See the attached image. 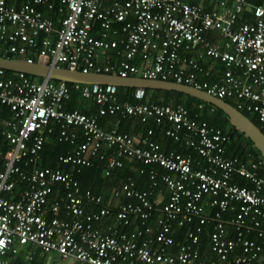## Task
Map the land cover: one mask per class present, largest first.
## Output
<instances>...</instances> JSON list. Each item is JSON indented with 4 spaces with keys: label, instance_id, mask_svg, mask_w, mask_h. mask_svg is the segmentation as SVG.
I'll list each match as a JSON object with an SVG mask.
<instances>
[{
    "label": "built area",
    "instance_id": "1",
    "mask_svg": "<svg viewBox=\"0 0 264 264\" xmlns=\"http://www.w3.org/2000/svg\"><path fill=\"white\" fill-rule=\"evenodd\" d=\"M244 10L252 21H238ZM210 33L219 40H210ZM1 45L28 62L47 57L52 65L82 72L190 85L256 115L264 133V0H218L213 10L185 0L114 1L107 8L102 0H0ZM198 49L222 64L219 80L200 79L199 73L208 72L191 55ZM136 57L140 63L133 62ZM71 84L22 72L7 76L0 68V109L10 112L2 118V135L11 146L8 153L0 151V264H10L27 245L77 264H264V177L258 174L263 161L228 156L229 132L183 105L142 102L144 88L133 89L136 102L130 103L117 99L113 84ZM72 91L97 104L98 114L66 110ZM105 115L166 124V135L198 157L164 151L151 130L135 139L118 125L105 127L98 120ZM54 123L64 140L75 143L71 128L84 138L59 156L61 163L79 171L104 160L111 177L125 161H135L151 166L150 188L137 189L128 176L113 195L131 201L111 205L82 191L72 172L40 167ZM155 166L164 172L159 175ZM235 174L248 185L233 182ZM19 182L26 185L17 191ZM152 198L163 203L154 223ZM227 212L233 216L224 217ZM110 218L113 224L100 226ZM174 223L187 226L182 242L174 239Z\"/></svg>",
    "mask_w": 264,
    "mask_h": 264
},
{
    "label": "trees",
    "instance_id": "2",
    "mask_svg": "<svg viewBox=\"0 0 264 264\" xmlns=\"http://www.w3.org/2000/svg\"><path fill=\"white\" fill-rule=\"evenodd\" d=\"M43 7L39 6V10H42ZM247 13L243 16V19L248 18ZM242 19V20H243ZM56 26H58V23H56ZM2 49L0 52V55L3 53V50L7 48V45H1ZM32 60L36 62L38 60L37 56L32 57ZM5 74L7 76H13L15 72L7 71L5 70ZM68 85H72L71 83H68ZM146 97L142 100V102H153L160 105H183L188 111L191 113V115H197V117L200 120L206 121L208 124L215 128L222 129L224 131L229 132L231 136V143L227 146L226 154L230 157H238L242 162H246L249 160H261L264 162V159L260 156V154L254 149L250 143L243 137L241 133L236 131L233 127L230 126L227 118L222 115L221 111L218 109L213 108L210 105H207L205 103H202L199 100H196L192 97L186 96L184 94L173 92V91H165L166 97L160 98L158 95L161 93L160 90H150L145 89ZM133 89L132 88H125V87H118L117 91V99L120 102L127 101L130 103H135L136 101L133 98ZM158 93V94H157ZM231 105H235L233 101L226 100ZM66 110H79L85 114H91V115H97L98 114V105L94 102H90L84 98H80L78 93L76 91H72L71 94V100L67 101L65 104ZM1 110V117L0 122L2 118H6L10 116V112L6 108H2ZM253 123H255L258 126V120L256 115L243 112ZM129 119L128 116H121V115H105V116H99L98 120L101 125L106 124V122L109 120L111 123L118 122V131L119 132H125L130 133V127L126 125L127 120ZM142 127H144L142 135H146L149 130L152 131V134L150 137L158 142L164 151H175L178 153H181L183 155H192L194 158L197 159L196 152L189 147H186L181 142H175L172 138L166 135V129L167 125H158L154 121L150 120L149 122L142 124ZM155 134H159V136H163L160 140L156 137ZM83 135L80 130V133L78 135V139L75 140V143L72 144L69 141L64 140L60 137V126L59 124L54 123L53 124V132L48 135V139L45 142L43 149L40 153V160L38 162L40 167H49V168H60L64 171H70L73 173L74 178L79 182V185L84 190H91L95 193H102V191L105 189V186L108 185L109 179L114 176L116 170L113 171V174L111 177H108L105 175L106 170V163L104 160H94L91 166L88 167H81L79 171L77 169L72 168L70 165H65L59 161V156L61 155H67L71 153L75 147V144L81 143L83 141ZM11 149V146L8 144V142L5 140V138L2 135V128H0V151L3 153H8ZM129 161L124 162V169H121V174L123 178L125 179L128 176H134L131 174V171H129ZM138 174L137 176H134L136 188L139 190H148L152 184V180L150 179V170L151 166L144 165L138 163ZM202 164H204L202 162ZM120 169V168H119ZM140 169V171H139ZM164 170L160 169L158 170V174H162ZM118 174V173H117ZM258 174L261 177H264V166L258 170ZM116 175V174H115ZM117 178H120L119 175H116ZM233 182H236L239 186H247L248 182L246 179L238 176L235 174ZM17 191L19 189H23L25 187V183H18ZM162 185L161 182H159V187ZM159 187L156 188V191L154 190V193H157ZM54 188H57L54 187ZM62 196V195H61ZM130 202L131 200H127L125 202ZM152 203L154 206V210L152 211L151 217L149 222H155L156 219L161 214V207L163 205L162 201H156L154 198H152ZM99 206L95 204H90L89 208L96 210ZM228 216H233V213L227 212V214H224ZM175 234L174 239L176 242H182L184 240V234L186 231L187 226L177 227L176 223H174ZM130 229V228H129ZM206 235V234H205ZM203 236L204 240H206V236Z\"/></svg>",
    "mask_w": 264,
    "mask_h": 264
},
{
    "label": "water",
    "instance_id": "3",
    "mask_svg": "<svg viewBox=\"0 0 264 264\" xmlns=\"http://www.w3.org/2000/svg\"><path fill=\"white\" fill-rule=\"evenodd\" d=\"M0 68L15 73L22 72L33 77L47 78L65 83L113 84L118 87L132 89L144 88L184 94L220 110L222 115L227 118L230 126L241 133L264 159V133L261 129L243 112L236 109L227 101L190 85L158 79H145L140 77L121 78L111 74L82 72L80 70L52 65L49 63L47 57H40L36 62H28L18 58L16 54L10 51H5L0 55Z\"/></svg>",
    "mask_w": 264,
    "mask_h": 264
},
{
    "label": "crops",
    "instance_id": "4",
    "mask_svg": "<svg viewBox=\"0 0 264 264\" xmlns=\"http://www.w3.org/2000/svg\"><path fill=\"white\" fill-rule=\"evenodd\" d=\"M114 1H120L123 2L124 0H102V8H107L108 6H110ZM188 3L191 4H198L200 6H202L205 10H213L216 9L218 7V0H185ZM248 3L250 4H254V5H258L261 4L263 2V0H246ZM42 11L49 16H52V13L45 7V6H41ZM247 13L248 18L245 17V19H243V16ZM246 15V16H247ZM56 20H58V17H55ZM243 19V20H242ZM253 17L252 14L250 13V11L248 10H244L239 16H238V21L239 22H250L252 21ZM208 37L210 40L214 39V41L219 40V34L218 33H210L208 34ZM141 51L143 52H148L150 54V57L152 58V56H154V51L150 50L147 47H142ZM1 52V50H0ZM201 54V56H200ZM203 51L201 49L198 50H194L191 55H193L194 57H196L199 61V63L201 64V66L204 68V71H207L208 74H201L199 73V77L200 79L203 80H207V81H217L220 78V75L222 73L223 70V66L221 63H218L216 61H213L211 59H209L208 57H206L205 55H203ZM112 59L114 60L115 57H112ZM134 63H140L141 60L139 57H136L133 60ZM158 94V93H157ZM160 96V98H164L166 97L165 91H161V93L158 94ZM9 117V116H8ZM6 117V118H8ZM129 119L126 122V125H128L130 127V134H132L135 139H139L142 136V132H143V128L142 124L140 121H138L137 119L128 116ZM149 122V121H148ZM147 123V122H146ZM3 124V119H1L0 122V128H2ZM117 126L118 122L115 123H111L109 120L106 122V124H104L103 126L105 127H112V126ZM165 126V125H164ZM72 132H75L77 135L78 139V135L80 133V130L78 128H71ZM156 137L158 135V139L160 140L161 138H163V136H159V134H155ZM108 153H112L111 151H108ZM129 171H131V174H133L134 176H137L138 174V163L135 161H129ZM155 168L157 169V171L159 170V167L155 166ZM121 169H124V167L116 170L115 173L116 175H119L120 178H117L116 175L114 174L113 177H111L109 179V183L108 185L105 186V189L102 191V193H98V195H101L104 199V201L106 203H110L111 205H116L118 203L121 202H125L129 199H127L123 194H121L119 197H115L113 195V191L115 189H119L122 182L126 179L123 178L122 174H121ZM140 171V169H139ZM134 176H131L133 179H135ZM136 181V180H135ZM163 194L165 196H168V192L165 190V188L160 187ZM20 190V189H19ZM94 194H97L95 192H93ZM129 202V201H128ZM113 218L107 219L105 220L104 223H101L100 226L103 227V225L105 224H113L114 223ZM45 255H50L48 257V260L45 259ZM10 264H53L54 262H58L59 264H77L73 259H62L60 258L58 255L54 254V253H45L43 251H41L39 248L33 247L31 245H27L24 247H21V249L19 250V252L14 255L11 256V258L9 259Z\"/></svg>",
    "mask_w": 264,
    "mask_h": 264
},
{
    "label": "rangeland",
    "instance_id": "5",
    "mask_svg": "<svg viewBox=\"0 0 264 264\" xmlns=\"http://www.w3.org/2000/svg\"><path fill=\"white\" fill-rule=\"evenodd\" d=\"M49 256H50V255H45V259L48 260V257H49Z\"/></svg>",
    "mask_w": 264,
    "mask_h": 264
}]
</instances>
